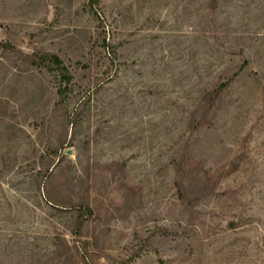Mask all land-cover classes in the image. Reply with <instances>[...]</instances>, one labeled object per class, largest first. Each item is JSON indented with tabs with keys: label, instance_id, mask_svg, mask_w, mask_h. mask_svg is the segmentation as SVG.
I'll return each mask as SVG.
<instances>
[{
	"label": "rangeland",
	"instance_id": "rangeland-1",
	"mask_svg": "<svg viewBox=\"0 0 264 264\" xmlns=\"http://www.w3.org/2000/svg\"><path fill=\"white\" fill-rule=\"evenodd\" d=\"M88 1L0 0V264H264V0Z\"/></svg>",
	"mask_w": 264,
	"mask_h": 264
},
{
	"label": "trees",
	"instance_id": "trees-1",
	"mask_svg": "<svg viewBox=\"0 0 264 264\" xmlns=\"http://www.w3.org/2000/svg\"><path fill=\"white\" fill-rule=\"evenodd\" d=\"M101 0H89L88 4L90 6V8L94 9L95 5L99 4ZM42 60L45 61V63H47L48 67L50 69L56 70L59 72L60 74V81H61V85L63 83H66V87L60 86L58 89V93L61 95V97L63 98L65 96L66 90H67V86H69V83L71 82V75L69 72L68 67L64 64L63 60L57 55V54H44L42 56ZM229 82H225L220 84V86H218L215 91L216 92H220L224 87H226L228 85ZM47 200L51 201V197L50 194L48 192V196H46ZM81 215H91L92 214V210L89 206L86 205V208L81 207Z\"/></svg>",
	"mask_w": 264,
	"mask_h": 264
},
{
	"label": "water",
	"instance_id": "water-1",
	"mask_svg": "<svg viewBox=\"0 0 264 264\" xmlns=\"http://www.w3.org/2000/svg\"><path fill=\"white\" fill-rule=\"evenodd\" d=\"M68 153H71V150H69Z\"/></svg>",
	"mask_w": 264,
	"mask_h": 264
}]
</instances>
